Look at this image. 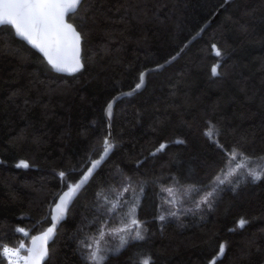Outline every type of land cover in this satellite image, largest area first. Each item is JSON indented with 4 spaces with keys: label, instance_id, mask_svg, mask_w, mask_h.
<instances>
[{
    "label": "trees",
    "instance_id": "1",
    "mask_svg": "<svg viewBox=\"0 0 264 264\" xmlns=\"http://www.w3.org/2000/svg\"><path fill=\"white\" fill-rule=\"evenodd\" d=\"M224 3L83 0L68 16L82 38L71 76L0 27V264L23 242L17 227L28 244L49 226L109 136L43 264H96L97 249L102 264H264V0ZM209 21L115 103L108 125V102ZM233 155L246 169L226 179Z\"/></svg>",
    "mask_w": 264,
    "mask_h": 264
},
{
    "label": "snow or ice",
    "instance_id": "2",
    "mask_svg": "<svg viewBox=\"0 0 264 264\" xmlns=\"http://www.w3.org/2000/svg\"><path fill=\"white\" fill-rule=\"evenodd\" d=\"M82 4L83 0H0V24L14 26L16 33L38 48L47 57L48 63L53 68L59 71H77L81 67L79 61L81 34L72 23L66 21L65 17L69 13H76ZM216 55H220L219 51L216 52ZM212 72L214 75L216 74L215 67ZM142 82L143 75H141ZM140 86L141 84H137L136 87ZM108 109L111 110V104ZM105 145H107V141H105ZM163 147L161 145V148ZM105 151H107V147ZM233 158L235 159V157ZM22 166L27 167L26 164ZM243 166L237 165V167ZM232 174L234 173H228V175ZM61 175L63 176V173ZM248 176L255 181L261 178V173L250 169ZM224 182V180H220V183ZM69 195L70 192L61 197L58 213L62 214L63 205ZM132 223L136 224L137 222L133 220ZM245 223L246 221L242 219L239 226L243 227ZM125 230L121 229V231ZM51 232L52 228H49L44 237L46 238ZM134 238L143 239V236L137 232ZM126 243L127 241L122 238L121 247ZM223 251V246H221L220 252L223 253ZM28 253V256L23 257L25 264H39V260L46 254V249L43 245L37 247L36 241L33 240V247L28 249ZM2 254L9 257V264H12V256H17L19 259V251L7 246L2 249ZM92 258L96 264H102L104 259L98 255V249L92 253ZM143 264H149V261L145 260Z\"/></svg>",
    "mask_w": 264,
    "mask_h": 264
},
{
    "label": "water",
    "instance_id": "3",
    "mask_svg": "<svg viewBox=\"0 0 264 264\" xmlns=\"http://www.w3.org/2000/svg\"><path fill=\"white\" fill-rule=\"evenodd\" d=\"M230 1H232V0H225V3L223 4V6L226 5V4H228ZM223 6H222V8H223ZM71 14H73V13H69V15H71ZM68 16L65 17V19H66L67 22H69L68 21ZM209 23H210V21L207 22L194 36H192L187 41V43L184 45V47L180 50V52L178 54H176L171 59L167 60L165 63H163L161 65H158V66H155L153 68L144 70L142 72V74H141V75H143V82L141 83V77H140L139 84H141V86L139 88H137L136 87L137 85H136L135 87H133L130 90L123 91V92H120V93L116 94L108 102V104L105 107L104 116H105L106 123L108 125H110L111 120H112V116H113V108H114V105H115V103L119 99L140 92L144 88V86H145L147 74L150 73V72H154V71L161 70L164 66H167L169 63L173 62L176 58H178V56L181 53L184 52V50L189 46V44L191 42H193V40H195L197 37H199L201 35V32L203 31V29ZM2 26H8V27H10L12 29L13 33H14V36L17 39L23 41L27 46H29L35 52H37L44 59V61L52 68V70L55 73H58V74H61V75H66V76H71V75H73L75 73H78L82 69L83 64H82V47H81L82 38L81 37H80V42H79V61H80L81 67L77 71H59V70L53 68L52 65H50L48 63L47 57L38 48L34 47L27 40H25L24 38H22L21 36H19L16 33L14 26H12L10 24H0V27H2ZM110 104H111V110L109 111L108 106ZM109 132H110V129H109ZM106 147H107V151H105V149H104L101 152V154L99 155L98 158L91 160L90 163L88 164V166L86 167V169L83 171V173L79 177V179L74 184H72L67 189H65L63 192H61V194L57 197L55 203L51 207V212H50V217H49V219H50L49 226L45 230H43L42 232L36 234L35 236H33L30 239V241H29V249H31L33 247V240L36 241V246L37 247L43 245V247L46 249V254L39 260V264H43L46 261V259L48 257L49 245L54 240L60 224L66 219L68 210H69L72 202L77 197V195L83 190V188L87 185V183L89 182V180L91 179V177L95 174V172L101 167V165L109 157V155L111 153V150H112V139H111L110 136L108 137L107 146ZM69 192H70V195L66 198V203L63 205V212H62V214H60V213H58V206L61 205V197H64L65 193H69ZM49 228H52V232L45 238L44 237V234L48 231ZM28 254L29 253L27 252L26 256H28ZM18 264H25V262L22 261V262H20Z\"/></svg>",
    "mask_w": 264,
    "mask_h": 264
},
{
    "label": "built area",
    "instance_id": "4",
    "mask_svg": "<svg viewBox=\"0 0 264 264\" xmlns=\"http://www.w3.org/2000/svg\"><path fill=\"white\" fill-rule=\"evenodd\" d=\"M15 230H16V232L22 237L23 242H22L19 246H17V247H10V246H7V247L19 251V259H18L17 256H12V257H11L12 263H13V264H18V263H20V262L23 261V257H25L26 254H27V252H28L29 247H28V244H26V241H27V239L29 238V235H30V234H29V230H27V229H25V228H22V227H17ZM25 233H26V234H25ZM21 245H22V247H21ZM4 247H5V246H4ZM4 247H3V248H4ZM3 248H2V249H3ZM1 258H2V259L4 258L6 261L9 262V257L3 255V254H2V250H1Z\"/></svg>",
    "mask_w": 264,
    "mask_h": 264
},
{
    "label": "rangeland",
    "instance_id": "5",
    "mask_svg": "<svg viewBox=\"0 0 264 264\" xmlns=\"http://www.w3.org/2000/svg\"><path fill=\"white\" fill-rule=\"evenodd\" d=\"M233 157H236L235 155H233L232 156V158ZM237 165H244L243 163H242V161H241V159H237V158H233V163L231 164V166L230 167H228L227 168V171L225 172V175H224V177L226 178V179H228L231 175H228V173L229 172H233L234 174L236 173V172H238V171H240V170H244V169H246L244 166L243 167H237ZM233 175V174H232ZM129 234V233H128ZM127 234V235H128ZM133 239H135V238H133ZM98 255L99 256H101L99 253H98ZM102 257V256H101Z\"/></svg>",
    "mask_w": 264,
    "mask_h": 264
},
{
    "label": "bare ground",
    "instance_id": "6",
    "mask_svg": "<svg viewBox=\"0 0 264 264\" xmlns=\"http://www.w3.org/2000/svg\"><path fill=\"white\" fill-rule=\"evenodd\" d=\"M78 196V195H77Z\"/></svg>",
    "mask_w": 264,
    "mask_h": 264
}]
</instances>
